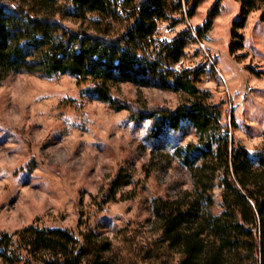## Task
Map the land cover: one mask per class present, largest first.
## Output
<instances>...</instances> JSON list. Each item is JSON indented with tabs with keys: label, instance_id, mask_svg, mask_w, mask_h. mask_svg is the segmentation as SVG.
Returning a JSON list of instances; mask_svg holds the SVG:
<instances>
[{
	"label": "trees",
	"instance_id": "obj_1",
	"mask_svg": "<svg viewBox=\"0 0 264 264\" xmlns=\"http://www.w3.org/2000/svg\"><path fill=\"white\" fill-rule=\"evenodd\" d=\"M232 40L264 0H239ZM198 0H0V83L10 74L73 78L83 94L126 111L131 122L150 121L145 141L155 144L182 125L197 141L176 155L188 169L192 190L171 199L156 197L152 233L171 254V264H264V148L249 154L232 143L218 105L198 89L204 64L177 70L188 42L185 29L161 39L191 15ZM196 28L200 36L217 14ZM264 19V14L261 20ZM80 23L79 26L70 25ZM74 24V23H73ZM83 24V25H81ZM85 24V26H84ZM242 49L229 46L230 54ZM128 83L186 96L175 110L131 106L114 89ZM119 184V177L111 183ZM127 183H123L126 185ZM122 185V184H121ZM219 191L218 199L214 195ZM107 238L93 229L73 232L30 225L0 234L2 264H118Z\"/></svg>",
	"mask_w": 264,
	"mask_h": 264
},
{
	"label": "rangeland",
	"instance_id": "obj_2",
	"mask_svg": "<svg viewBox=\"0 0 264 264\" xmlns=\"http://www.w3.org/2000/svg\"><path fill=\"white\" fill-rule=\"evenodd\" d=\"M198 1L191 15L183 7L185 18L172 30L162 24L159 35L166 40L190 31L194 40L177 70L205 63L198 89L220 107L229 140L254 154L264 148V7L237 31L240 41L232 40L239 0ZM215 5L211 28L197 36L194 30ZM233 42L242 49L230 54ZM82 88L61 75L10 74L0 83V234L30 225L75 233L90 228L108 239L118 264H171V254L152 233L151 206L156 197L192 190L176 151L196 143L194 131L182 125L176 138L168 131L148 144L150 121L133 123L126 111L110 109ZM114 93L147 108L175 110L186 100L180 93L128 83Z\"/></svg>",
	"mask_w": 264,
	"mask_h": 264
},
{
	"label": "built area",
	"instance_id": "obj_3",
	"mask_svg": "<svg viewBox=\"0 0 264 264\" xmlns=\"http://www.w3.org/2000/svg\"><path fill=\"white\" fill-rule=\"evenodd\" d=\"M179 67H180V64L176 65V67H175V68L177 69V68H179Z\"/></svg>",
	"mask_w": 264,
	"mask_h": 264
}]
</instances>
